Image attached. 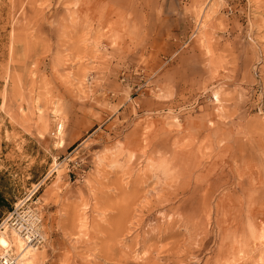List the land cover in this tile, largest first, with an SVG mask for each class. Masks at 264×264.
I'll use <instances>...</instances> for the list:
<instances>
[{"label":"rangeland","instance_id":"374dc122","mask_svg":"<svg viewBox=\"0 0 264 264\" xmlns=\"http://www.w3.org/2000/svg\"><path fill=\"white\" fill-rule=\"evenodd\" d=\"M0 198L33 264H264V0H0Z\"/></svg>","mask_w":264,"mask_h":264},{"label":"bare ground","instance_id":"6f19581e","mask_svg":"<svg viewBox=\"0 0 264 264\" xmlns=\"http://www.w3.org/2000/svg\"><path fill=\"white\" fill-rule=\"evenodd\" d=\"M60 128L61 126L59 125V129ZM157 160H159L157 164H153L156 168L155 170L157 171L156 176H163V174L166 175L165 172L167 169V162L163 158H158ZM30 219L28 218L27 220L23 217L14 225H11V235L8 234L7 230H0V246L6 248L9 254H11V251H14L16 254L14 261H17V264H33L36 256L35 252L39 248L36 244H33L32 241L30 242L29 240V234H31L30 232L34 230L35 227H39L36 220L30 221Z\"/></svg>","mask_w":264,"mask_h":264},{"label":"built area","instance_id":"2783aa9c","mask_svg":"<svg viewBox=\"0 0 264 264\" xmlns=\"http://www.w3.org/2000/svg\"><path fill=\"white\" fill-rule=\"evenodd\" d=\"M38 226L40 228L35 227V229L30 232L29 240L30 242L32 241L33 244L40 246L44 242V237L42 236L43 233L39 223ZM16 262L17 261H14V255L9 254L6 248L0 246V264H17Z\"/></svg>","mask_w":264,"mask_h":264},{"label":"trees","instance_id":"16d2710c","mask_svg":"<svg viewBox=\"0 0 264 264\" xmlns=\"http://www.w3.org/2000/svg\"><path fill=\"white\" fill-rule=\"evenodd\" d=\"M0 204L1 205H5L6 203H5V200L3 199V198H0Z\"/></svg>","mask_w":264,"mask_h":264}]
</instances>
